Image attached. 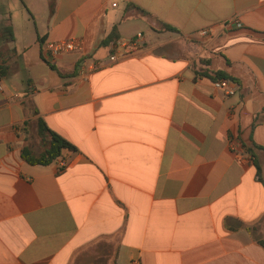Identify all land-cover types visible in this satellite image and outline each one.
Listing matches in <instances>:
<instances>
[{"label":"crops","instance_id":"crops-1","mask_svg":"<svg viewBox=\"0 0 264 264\" xmlns=\"http://www.w3.org/2000/svg\"><path fill=\"white\" fill-rule=\"evenodd\" d=\"M8 5L0 264H264V0ZM40 118L75 149L24 158Z\"/></svg>","mask_w":264,"mask_h":264},{"label":"trees","instance_id":"trees-1","mask_svg":"<svg viewBox=\"0 0 264 264\" xmlns=\"http://www.w3.org/2000/svg\"><path fill=\"white\" fill-rule=\"evenodd\" d=\"M168 30H177L171 26H165ZM14 40L13 28L10 23H3L0 25V76H4L7 73L8 66L5 58L7 51V43ZM204 76L210 77L212 80L217 78H230L227 73L223 71H215L210 73L209 71L201 72ZM37 134L42 146V150L38 155L30 153L28 150L22 151V156L28 161L33 163L47 164L55 160L61 155L64 149H75L65 138L60 136L55 131L51 130L43 119L37 120ZM264 245V242H262Z\"/></svg>","mask_w":264,"mask_h":264},{"label":"built area","instance_id":"built-area-1","mask_svg":"<svg viewBox=\"0 0 264 264\" xmlns=\"http://www.w3.org/2000/svg\"><path fill=\"white\" fill-rule=\"evenodd\" d=\"M237 26H240L239 22L235 23ZM208 29H202L201 34H207ZM141 35L139 34L133 40L119 39L117 40L116 45L119 47H131L138 46ZM80 42L75 39H59V40H45L42 44V52L46 57H53L66 52L76 51L80 48ZM111 59H115V55L111 56ZM213 86L220 91H223L226 95H232L235 93V86L231 79L228 78H217L213 81ZM133 264H139L138 261H133Z\"/></svg>","mask_w":264,"mask_h":264},{"label":"rangeland","instance_id":"rangeland-1","mask_svg":"<svg viewBox=\"0 0 264 264\" xmlns=\"http://www.w3.org/2000/svg\"><path fill=\"white\" fill-rule=\"evenodd\" d=\"M26 2H27V0H25ZM14 2V3H13ZM17 2H20V0H9V10H10V12L12 11V14H13V17H14V23L16 24H18V22L20 23H22V21H20L21 19L19 18V17H21L20 16V10H18L17 8H16V6H15V3H17ZM28 13V12H27ZM4 22H6V20L4 21ZM11 42V41H10ZM9 43V42H8ZM7 43V44H8Z\"/></svg>","mask_w":264,"mask_h":264}]
</instances>
